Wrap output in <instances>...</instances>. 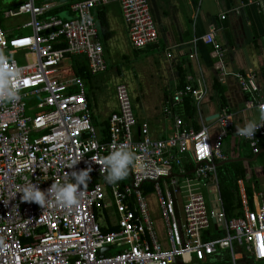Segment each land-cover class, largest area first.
<instances>
[{
    "label": "built area",
    "instance_id": "1",
    "mask_svg": "<svg viewBox=\"0 0 264 264\" xmlns=\"http://www.w3.org/2000/svg\"><path fill=\"white\" fill-rule=\"evenodd\" d=\"M112 1L120 4L133 47L157 42L149 0H81L70 5L74 15L66 20L51 13V4L25 0L4 16L29 15L25 27L31 34L10 35L0 22V55L7 58L3 67L17 91L14 101L0 97V264H217L228 261L224 252H230L231 264L264 260V195H258L252 208L240 180L242 213L230 219L221 199L217 163L226 159L223 143L232 132V115L219 113L214 140L209 126L195 130L174 111L186 98L196 104L204 99V80H190L163 105L164 115L174 123L166 138H155L147 122L138 123L125 82L116 87L118 110L107 127L101 130L94 123L86 82L65 61L68 55H85L93 75L107 70L94 9ZM202 40L212 45L225 78L229 71L215 29ZM190 57L197 58L195 46ZM233 75L250 96L247 109L256 108L260 114L264 96L255 75ZM256 123H262L260 115ZM237 137L258 154L264 125L251 139ZM120 144H127L136 160L123 180L108 184L102 157ZM73 160L79 161L69 169ZM88 166L90 180L74 206L57 203L54 196L43 209L20 199L26 183L43 191L53 182L69 181L72 170ZM145 185L152 186L157 197L165 224L163 240ZM205 190L215 192L219 206L210 204ZM112 207L117 216L107 220L105 210ZM214 221L224 225L223 236L213 228ZM108 246L111 249L104 250Z\"/></svg>",
    "mask_w": 264,
    "mask_h": 264
},
{
    "label": "crops",
    "instance_id": "2",
    "mask_svg": "<svg viewBox=\"0 0 264 264\" xmlns=\"http://www.w3.org/2000/svg\"><path fill=\"white\" fill-rule=\"evenodd\" d=\"M24 1L25 0H19L14 4L15 6L12 7V4H2L0 0V13L4 21V24L2 25L1 23V25L10 35L17 36L23 34L19 30L20 28H15L11 25V19L20 17L21 15L6 18L4 13L8 9L18 7L19 4ZM78 1L81 0H36V3L53 5L52 14L66 20L72 18L74 15L70 5ZM149 4L158 29V40L155 44L146 46L148 50L145 55H141L135 60H131L130 58L136 65H146L148 72L150 71V75H148L147 79L149 82L146 83L141 80L140 70L138 69V72L134 70V77L138 78L140 83H145V90L149 87L155 88L156 91L154 94L162 97V106L172 100L174 91L182 87H179L181 82L188 83L192 80V83H196L198 79L204 80L208 92L199 104H196V101L190 97L195 103L197 110L194 116L186 121V124L195 130L200 129L202 125L205 124L209 126L211 137H216L220 126L214 116L221 112L232 115L234 123L232 132L225 138L223 143V152L226 155L225 160H228L229 154L227 153L232 151V146L234 151L237 149L236 143L239 137L236 135V128L243 127L248 121L255 117L256 114L257 117H259L256 108L247 109L246 103L250 96L242 90L238 79L233 73L241 72L246 74L252 72L255 75L259 93L264 96V0H149ZM101 7H103L106 13L107 23L109 25L108 30L110 31L109 39L106 40L108 44V53L103 44L104 56L108 65H110V52L115 43L118 42L117 39H119L116 38L117 34H120L122 37L123 35L126 36L124 39L126 41V52L121 53L122 57H125V53L126 56L128 55V57H131L133 47L130 43L128 27L126 28V32H124L125 29L121 26V24H125V22L122 17L119 2L112 1ZM96 9H94V17L97 23ZM237 9L240 10L238 13L235 12ZM224 14H226V18L222 19L221 16ZM111 15L116 17V21L118 22L116 25L111 21ZM97 26L100 39L103 43V40L105 41L106 38L104 35H101L98 23ZM212 28L215 29L217 42L224 50V65L225 69L229 71V75L225 78H222L221 71L216 65L218 59L213 54L212 45L202 40V37ZM113 41L116 42L114 43ZM112 43L113 46L111 45ZM194 46L197 50L196 59L190 57V53L193 51ZM161 52L164 58H162ZM130 60L126 62L129 63ZM68 64L69 62L67 61V67ZM217 82L221 83L225 89L224 102L221 101L216 93ZM91 106L93 115L98 118L93 108L96 106V104L93 103V99ZM117 110L118 102L111 114ZM177 112L180 115V111L178 110ZM110 115L106 119L107 121ZM136 117L139 124L143 122L149 124L151 134L155 138H166L173 130V120L168 116H165V118H167L169 123L163 124L164 126L158 124L154 125L152 121L144 117ZM257 121L258 119L255 122ZM101 127L102 126L98 127V129ZM229 137H231V139H228ZM228 142L229 147L227 145ZM262 149L264 148L261 147L259 153L263 152ZM236 154L238 155L237 151ZM187 158L190 160L189 154H187ZM257 158L255 160H250L254 163L251 167L247 166L246 168L248 173L247 178L249 179L248 182L250 181V187L253 192V207L255 206L256 198H259L258 195H264V179L263 183L261 182V178H264V166ZM218 166L220 165H217V167ZM242 181L244 183L243 187L245 188L246 182H244V180ZM144 187L147 188L146 195L149 197V194L154 192L153 188L149 185H145ZM239 188L241 189L240 184ZM204 192L208 196L207 198L210 200V204L219 206L214 191L205 190ZM108 211L112 213L110 219H115L117 215L114 212V208H109ZM153 217H155L154 221L159 230V234L161 235L159 227L163 226L162 231L165 235V224L161 214L154 213ZM156 219L159 220L157 221ZM213 228L217 231L219 236L225 234L223 224H218L214 221ZM103 229L108 230L107 228ZM223 255L228 261H217V264H231L229 261L230 252H224ZM259 261H262L261 264H264V260ZM254 262L256 261H252V264H254Z\"/></svg>",
    "mask_w": 264,
    "mask_h": 264
},
{
    "label": "rangeland",
    "instance_id": "3",
    "mask_svg": "<svg viewBox=\"0 0 264 264\" xmlns=\"http://www.w3.org/2000/svg\"><path fill=\"white\" fill-rule=\"evenodd\" d=\"M19 0H1L2 4L11 5L14 7L15 3H17ZM30 21V17L28 15H21L20 17L12 18L11 19V25L15 28H20L19 30L23 34H31L32 29L30 27H25L24 25ZM111 21L115 23V25L118 23L116 21V17L114 15H111ZM121 26L125 29L124 32H126V23L121 24ZM117 43H115L114 47L112 48L110 52L109 57V63L112 65V70H109L108 72H102L95 76V79L93 81V89L91 91V97L93 99V103L96 104L94 108L96 115L99 120H106L108 116L111 114V112L114 110V108L117 106V99H116V87L119 83L125 82L128 84L130 95L132 97V104L133 109L139 118H146L147 120L152 121V123L164 126L163 124L169 123L167 121V118H165L163 112H162V97L160 95H155L154 92L156 91L154 87L148 88L145 90V83H140L138 78L134 77V70L138 72L140 70V78L144 82L148 83V75H150V71L148 72V69L146 65H136L134 61H131L127 63L126 58L122 57L121 53L126 52V41L124 40L126 36L123 35V37L120 34L116 35ZM117 44V46H116ZM113 46V43L111 44ZM162 58H164V55L162 52L160 53ZM126 56V53L125 55ZM19 62L21 63V60L19 59ZM67 65V61H66ZM137 67V68H136ZM117 69L120 70V74H118ZM138 69V70H137ZM156 70V68H155ZM150 86V85H149ZM88 89V88H87ZM162 93V91H161ZM153 94V95H152ZM258 119L257 114L255 117L251 119V121H256ZM215 140V137L212 136ZM238 154L243 155L244 153H247L248 149L241 145L238 146L236 149ZM263 177L261 178V182L263 183ZM111 192L109 190L106 191V199L107 201L111 200ZM149 202H150V208L152 214L159 213L160 215V209L157 203V197L155 195V192L149 194ZM156 216V215H155ZM155 218V217H154ZM157 221L159 219H156ZM99 223L101 225L104 224V219H100ZM163 226H160V233L162 240L164 239V232L162 231ZM262 261H256L254 264H261ZM221 264V263H219Z\"/></svg>",
    "mask_w": 264,
    "mask_h": 264
},
{
    "label": "trees",
    "instance_id": "4",
    "mask_svg": "<svg viewBox=\"0 0 264 264\" xmlns=\"http://www.w3.org/2000/svg\"><path fill=\"white\" fill-rule=\"evenodd\" d=\"M95 13L97 14L96 20H97V23L99 25L101 35H104L106 38L105 41L103 40V44L105 45L106 52L108 53V50H107L108 44H107L106 40L109 39L110 31L108 30L109 25L107 23L106 13L103 10V7L97 8L95 10ZM0 21L3 25L4 21H3V17L1 15V13H0ZM147 50H148V47L139 48V49L133 47L131 57H128V55H127L124 58H127L126 60H130V58H131V60H135V59L139 58V56L145 55ZM66 60L69 62V64H68L69 69L74 74L82 77L85 80L87 88H88L87 98H88V101L90 104V108L92 109L91 91L93 89V85H94L93 81H94L96 75H93L90 72L86 56L85 55H68ZM107 65H108V62H107ZM111 67H112L111 64L108 65L107 70L105 72L112 70ZM117 72H118V74H120L119 69H117ZM180 84L181 85H179V87L180 86L183 87L186 83L181 82ZM224 91H225V89L223 88L221 83L217 82L216 93L222 102H224ZM131 99H132V97H131ZM176 108H177V110L174 109V111H176V112L178 110L180 111L179 113H180L181 117H183L182 119H183L184 125L187 126L186 121L191 119L194 116V114L196 113L197 109H196L195 103L193 102L192 99L186 98V99H184V101L181 104L177 105ZM162 110H163V106H162ZM92 117H93L94 123L98 127L102 126L100 129L103 130L107 127V124H108L107 120H102V121L99 120L98 118L95 117V115H93V112H92ZM230 134H231V132L229 133V135ZM228 139H231V137H229ZM227 145L229 147V142L227 143ZM236 145H237L236 147L243 145L248 149V151H247V153H244L243 155H241V154L237 155L236 151H234V148L232 146V151L227 153V154H229V156H228L229 159L242 158V157L252 159L253 157H255L257 155L255 153H253L251 147L249 146V143L244 139L239 138ZM260 145L262 148H264V141ZM257 160L261 164H263V166H264V151L258 154ZM253 163H254L253 161H250V162L229 161V162H226V163L217 167L220 193H221L223 206L225 209L227 219L240 216L242 213L243 208H242V202H241L240 188H239V184H238L239 180H244V182H246L245 190H246V193H247V196L249 199L250 206L253 208V192H252V189L250 187V181L248 182L249 179L247 178L248 173L246 170L247 166L251 167L253 165ZM254 178H256V177H254ZM108 190H109V188H108ZM111 214L112 213L110 211L105 210V215H106L107 220H110ZM110 228L115 229L116 227L114 225H111Z\"/></svg>",
    "mask_w": 264,
    "mask_h": 264
},
{
    "label": "clouds",
    "instance_id": "5",
    "mask_svg": "<svg viewBox=\"0 0 264 264\" xmlns=\"http://www.w3.org/2000/svg\"><path fill=\"white\" fill-rule=\"evenodd\" d=\"M6 60V57L0 55V97L14 101L17 98V91L10 86L9 77L11 73L3 67ZM259 115L262 123L257 124L255 121L250 120L243 127L236 128V134L246 139L253 138L257 130L264 125V106L261 107ZM135 160L136 157L129 150L127 144L116 146L108 155L102 157L103 179L108 184L123 180L128 175L129 168L134 165ZM78 161L73 160L68 168L73 169ZM91 171V166L80 170H72L68 173L69 181L64 183L53 182L48 189L43 191L39 189L37 184L26 183L19 192L21 193L20 199L25 202H34L43 209L51 203L48 197L54 196L57 203L69 207L74 206L83 197V191L90 180L89 173Z\"/></svg>",
    "mask_w": 264,
    "mask_h": 264
},
{
    "label": "water",
    "instance_id": "6",
    "mask_svg": "<svg viewBox=\"0 0 264 264\" xmlns=\"http://www.w3.org/2000/svg\"><path fill=\"white\" fill-rule=\"evenodd\" d=\"M219 116V114H216L215 116H214V118H217ZM262 151H264V149H262ZM257 156L258 155H256L255 157H253L252 159H249V158H237V159H228V160H223V161H221L220 163H218L217 165H222V164H224V163H226V162H228V161H250V160H255L256 158H257ZM110 250L111 249V246H108V247H106L104 250ZM103 250V251H104Z\"/></svg>",
    "mask_w": 264,
    "mask_h": 264
}]
</instances>
